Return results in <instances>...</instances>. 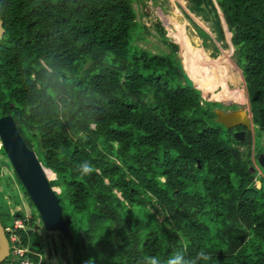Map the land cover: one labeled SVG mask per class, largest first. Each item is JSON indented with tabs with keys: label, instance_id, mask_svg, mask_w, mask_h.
Instances as JSON below:
<instances>
[{
	"label": "trees",
	"instance_id": "1",
	"mask_svg": "<svg viewBox=\"0 0 264 264\" xmlns=\"http://www.w3.org/2000/svg\"><path fill=\"white\" fill-rule=\"evenodd\" d=\"M136 1L0 0V117L14 116L57 175L72 232H60L62 254L71 264H167L177 253L187 264H264V0H190L218 41L220 10L232 32L263 174L251 142L215 121L222 104L185 83L165 27L169 51L135 42ZM19 234L39 263L44 241Z\"/></svg>",
	"mask_w": 264,
	"mask_h": 264
},
{
	"label": "rangeland",
	"instance_id": "2",
	"mask_svg": "<svg viewBox=\"0 0 264 264\" xmlns=\"http://www.w3.org/2000/svg\"><path fill=\"white\" fill-rule=\"evenodd\" d=\"M134 6L138 14L137 19L144 26V28L136 33L135 42L137 44L149 48L154 52L169 51V47L161 41L156 28V24L161 23L165 27L167 36L170 40L179 45V51L182 52L184 58L196 56L203 62L201 63L202 67H208L221 76L224 81L223 84L226 83L232 85L229 89L234 91L235 88H239L244 95L243 101H238L236 98H223L221 95L225 94V92L220 84L216 86V92L212 93L208 90L207 92L202 87V84L190 73L198 88L202 90L203 98L208 101L223 103H230V100L236 101L242 110L251 114L248 90L243 77V72L236 63L232 32L228 29L221 10L219 12L226 33L224 41L217 40V34L213 31L211 22L205 21L202 16L190 9V0H138L134 3ZM195 23L202 27L208 34H211V37L205 40L203 32L199 28H196ZM204 41L206 43H204ZM207 43L209 44V47L204 48ZM192 52H194L195 56H193ZM234 79L236 81H234ZM250 131L251 133L249 136L246 135L243 141L249 140L251 142L255 166L257 167L259 174H263L262 169L257 162L258 159L255 157L257 152L254 150V128L250 129ZM233 136L235 138L234 133ZM227 139L231 140L232 137H227ZM262 145L264 146V136L262 138ZM239 147L242 151H246L248 148V146L242 144H239ZM56 178L57 175L55 173L54 176L50 177V180L52 181ZM260 185L261 181L258 180L256 186L259 187ZM54 189L58 193L61 192L59 186H54ZM20 211L25 216L28 215L32 218V225L31 227H28L27 230L31 229L33 231V240L42 239L44 241L46 246L45 256L49 263L71 264L70 260L65 258L62 254L64 245L62 243L63 241L60 232L48 231L44 226L38 208L31 200L26 187L17 176L15 168L3 147L2 140L0 139V214L3 225L5 227L13 226L15 219L14 213L17 214ZM20 246L30 247L23 246V243ZM45 256H42L43 260ZM19 261L20 257L17 255L15 256L11 252L3 264H15Z\"/></svg>",
	"mask_w": 264,
	"mask_h": 264
},
{
	"label": "water",
	"instance_id": "3",
	"mask_svg": "<svg viewBox=\"0 0 264 264\" xmlns=\"http://www.w3.org/2000/svg\"><path fill=\"white\" fill-rule=\"evenodd\" d=\"M6 33L4 20L0 16V38ZM178 70L181 72L185 83L191 88H198L196 82L190 75L184 63L181 51L176 55ZM251 108V107H250ZM215 121L224 125L227 129L238 126H246L248 129L254 127L252 112L237 109L226 112L216 109ZM238 141H243L246 137L245 130H238L235 133ZM0 139L3 147L9 156L17 176L26 187L31 200L39 210L40 217L48 231H59L68 237H72V232L64 218V207L58 192L51 184L48 170L39 158L35 149L28 146L22 136L16 119L13 115H3L0 117ZM260 164L264 165V153L259 156ZM256 167H252L254 171ZM38 246L41 243H37ZM11 252L10 241L6 234L5 227L0 214V262H3Z\"/></svg>",
	"mask_w": 264,
	"mask_h": 264
},
{
	"label": "bare ground",
	"instance_id": "4",
	"mask_svg": "<svg viewBox=\"0 0 264 264\" xmlns=\"http://www.w3.org/2000/svg\"><path fill=\"white\" fill-rule=\"evenodd\" d=\"M184 59H185L184 63L186 64L191 75L197 81H199L202 84V87L206 91L208 90V91H211L212 93L216 92V89H217L216 86L220 84V86H222L223 91L225 92V94H222L221 97L227 98V99L228 98H232V99L236 98L238 101L244 100V95L239 88H235L234 91L232 89H229L228 84H226V83L223 84L224 81L221 78V76L218 73H216L214 70H212L208 67H202L201 63H203V62L200 61L196 56L190 57V58L185 57ZM234 81H236V80L234 79ZM226 96H228V97H226ZM48 175H50L49 176V178H50V177L54 176L55 173L52 172L51 170H48Z\"/></svg>",
	"mask_w": 264,
	"mask_h": 264
},
{
	"label": "built area",
	"instance_id": "5",
	"mask_svg": "<svg viewBox=\"0 0 264 264\" xmlns=\"http://www.w3.org/2000/svg\"><path fill=\"white\" fill-rule=\"evenodd\" d=\"M14 215H16V213H14ZM17 216L18 217H16L14 219L13 226H11V227H5L4 226L6 234L9 238V241H10V247H11L12 254L20 257V261L15 263V264H40L41 261L43 260L42 256L40 258L39 263H36L34 261L32 255H31V253H33L31 248L20 246L22 244V238H21V235L19 234V231L21 229H27L28 228L27 222H30L31 218L28 215L27 216H25V215L21 216L19 213L17 214ZM6 259L3 262H0V264H3L6 261Z\"/></svg>",
	"mask_w": 264,
	"mask_h": 264
},
{
	"label": "clouds",
	"instance_id": "6",
	"mask_svg": "<svg viewBox=\"0 0 264 264\" xmlns=\"http://www.w3.org/2000/svg\"><path fill=\"white\" fill-rule=\"evenodd\" d=\"M93 170V167L87 162H84L79 166V171L83 175H88ZM198 256L204 260L208 259L204 252H200ZM146 264H160V261L155 257H146ZM167 264H187V262L182 254L177 253L168 259Z\"/></svg>",
	"mask_w": 264,
	"mask_h": 264
},
{
	"label": "flooded vegetation",
	"instance_id": "7",
	"mask_svg": "<svg viewBox=\"0 0 264 264\" xmlns=\"http://www.w3.org/2000/svg\"><path fill=\"white\" fill-rule=\"evenodd\" d=\"M205 48V47H204ZM178 53V52H177ZM231 86L232 85H229V88H231ZM199 89V88H198ZM201 90V89H200ZM202 91V90H201ZM215 102H217V101H215ZM230 103H223V102H220L221 104H222V107H217V108H215V111H216V109H222V110H224V111H226V112H231V111H234V110H237V109H241L240 108V105L238 104V102H236V101H232V100H230L229 101ZM239 107V108H238ZM246 127V126H245ZM238 130H245V128H244V126L242 127V126H238V127H236L235 128V131H234V133L236 132V131H238ZM246 131V130H245Z\"/></svg>",
	"mask_w": 264,
	"mask_h": 264
},
{
	"label": "crops",
	"instance_id": "8",
	"mask_svg": "<svg viewBox=\"0 0 264 264\" xmlns=\"http://www.w3.org/2000/svg\"><path fill=\"white\" fill-rule=\"evenodd\" d=\"M244 77V76H243Z\"/></svg>",
	"mask_w": 264,
	"mask_h": 264
}]
</instances>
